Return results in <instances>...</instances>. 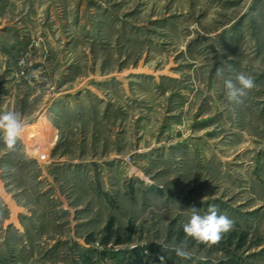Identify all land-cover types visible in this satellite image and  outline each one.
I'll return each instance as SVG.
<instances>
[{"label":"rangeland","instance_id":"rangeland-1","mask_svg":"<svg viewBox=\"0 0 264 264\" xmlns=\"http://www.w3.org/2000/svg\"><path fill=\"white\" fill-rule=\"evenodd\" d=\"M9 110L0 264H264V0H0Z\"/></svg>","mask_w":264,"mask_h":264},{"label":"clouds","instance_id":"clouds-1","mask_svg":"<svg viewBox=\"0 0 264 264\" xmlns=\"http://www.w3.org/2000/svg\"><path fill=\"white\" fill-rule=\"evenodd\" d=\"M225 86L228 89V97L235 102H242V97L247 94L248 89L254 86L253 78L243 72L238 73L236 82L226 80ZM24 132V123L21 114L16 111L0 113V136L9 149H14L18 140ZM234 225L229 217L218 214L215 205H210L208 210L201 213L199 209L191 207V214L183 223V231L190 237L201 242H216L223 233L228 232ZM175 252L180 257H187L188 253L184 248L177 246Z\"/></svg>","mask_w":264,"mask_h":264}]
</instances>
